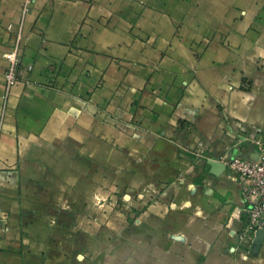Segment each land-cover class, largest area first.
Masks as SVG:
<instances>
[{
    "label": "crops",
    "instance_id": "1",
    "mask_svg": "<svg viewBox=\"0 0 264 264\" xmlns=\"http://www.w3.org/2000/svg\"><path fill=\"white\" fill-rule=\"evenodd\" d=\"M23 9L0 0V264H264L209 164L264 131V0ZM21 21L32 70L7 93Z\"/></svg>",
    "mask_w": 264,
    "mask_h": 264
},
{
    "label": "built area",
    "instance_id": "2",
    "mask_svg": "<svg viewBox=\"0 0 264 264\" xmlns=\"http://www.w3.org/2000/svg\"><path fill=\"white\" fill-rule=\"evenodd\" d=\"M30 2L31 0H24L25 14L29 10ZM8 29L15 33V39L5 53L7 67L4 81L7 93L20 80L28 82L32 70L31 65L22 67L24 22L21 21L17 25L9 24ZM260 132L261 134L254 139L256 149L224 159L240 182L243 196L248 202L245 208V225L240 237L243 245L249 249L253 246L257 231L264 228V131ZM241 141L248 144L250 139L245 138ZM197 154L205 156L202 148H199ZM209 159L213 158L209 157Z\"/></svg>",
    "mask_w": 264,
    "mask_h": 264
},
{
    "label": "water",
    "instance_id": "3",
    "mask_svg": "<svg viewBox=\"0 0 264 264\" xmlns=\"http://www.w3.org/2000/svg\"><path fill=\"white\" fill-rule=\"evenodd\" d=\"M209 164L212 166L213 168L212 172L215 174H219L223 172L227 167V165L224 162L215 159H210ZM263 241H264V228H260L256 233V237L253 242V248L257 249L258 246H260Z\"/></svg>",
    "mask_w": 264,
    "mask_h": 264
}]
</instances>
